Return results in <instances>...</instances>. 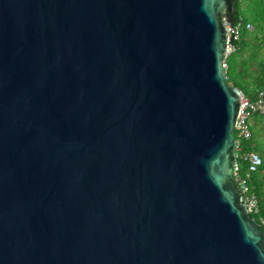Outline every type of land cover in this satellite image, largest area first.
Masks as SVG:
<instances>
[{
	"label": "water",
	"instance_id": "95a60500",
	"mask_svg": "<svg viewBox=\"0 0 264 264\" xmlns=\"http://www.w3.org/2000/svg\"><path fill=\"white\" fill-rule=\"evenodd\" d=\"M236 1L0 0V264H264Z\"/></svg>",
	"mask_w": 264,
	"mask_h": 264
},
{
	"label": "trees",
	"instance_id": "16d2710c",
	"mask_svg": "<svg viewBox=\"0 0 264 264\" xmlns=\"http://www.w3.org/2000/svg\"><path fill=\"white\" fill-rule=\"evenodd\" d=\"M235 7V21L243 19L253 26V30L246 28L242 30L241 38L236 42V50L227 57V82L241 88L248 98L255 100L259 92H264V0H237ZM248 50L250 55L246 57L245 52ZM251 63H255L256 75L251 68ZM256 119L264 124V120L260 117L257 116ZM257 146L253 130L252 138L242 142L236 149L240 171L248 168V163L244 160V153L250 150L257 151ZM263 171L264 160L263 165L252 176V186L259 198L260 215L264 218V181L260 186L259 181L261 180L258 177ZM252 217L259 222L258 215L253 214ZM260 225L264 231V225Z\"/></svg>",
	"mask_w": 264,
	"mask_h": 264
},
{
	"label": "built area",
	"instance_id": "2783aa9c",
	"mask_svg": "<svg viewBox=\"0 0 264 264\" xmlns=\"http://www.w3.org/2000/svg\"><path fill=\"white\" fill-rule=\"evenodd\" d=\"M226 26L228 28L226 57L224 60V67L227 69L226 59L236 50V42L240 40L242 30H253V26L250 23H246L243 19L238 22L230 23L225 19ZM260 117L264 120V92L258 93L255 100H251L246 95L241 98L240 108L238 112L237 122L234 129L236 149L240 147L242 142L250 140L253 136V119ZM244 160L248 163V168L244 171H240L237 163L234 173L235 180L238 185L239 191L244 196L245 203L251 213L259 216L258 224L264 225V218L260 215L259 198L252 186V176L263 165V158L254 150H250L244 153ZM261 226V225H260Z\"/></svg>",
	"mask_w": 264,
	"mask_h": 264
},
{
	"label": "rangeland",
	"instance_id": "374dc122",
	"mask_svg": "<svg viewBox=\"0 0 264 264\" xmlns=\"http://www.w3.org/2000/svg\"><path fill=\"white\" fill-rule=\"evenodd\" d=\"M249 55H250V51L248 50L245 52V56L247 57ZM254 67H255V63H251V68H252L254 74L256 75L257 73H256V71H254L255 70ZM250 86H252V85H250ZM253 122H254V125L252 128L255 132V138H256L257 144H258L257 151L260 153L261 157L264 160V124H262L261 122H258V120L256 118L253 119ZM258 177H259V180H261V181H259V184L261 186V182L264 181V171L260 175H258ZM263 192H264V189H263Z\"/></svg>",
	"mask_w": 264,
	"mask_h": 264
}]
</instances>
